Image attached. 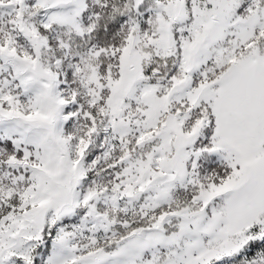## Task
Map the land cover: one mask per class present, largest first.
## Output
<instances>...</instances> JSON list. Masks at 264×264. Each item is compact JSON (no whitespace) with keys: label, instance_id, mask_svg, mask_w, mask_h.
<instances>
[{"label":"snow or ice","instance_id":"snow-or-ice-1","mask_svg":"<svg viewBox=\"0 0 264 264\" xmlns=\"http://www.w3.org/2000/svg\"><path fill=\"white\" fill-rule=\"evenodd\" d=\"M0 264H264V0H0Z\"/></svg>","mask_w":264,"mask_h":264}]
</instances>
